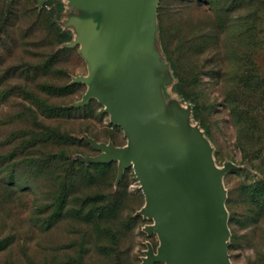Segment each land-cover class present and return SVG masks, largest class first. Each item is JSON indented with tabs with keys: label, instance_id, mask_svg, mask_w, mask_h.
<instances>
[{
	"label": "rangeland",
	"instance_id": "1",
	"mask_svg": "<svg viewBox=\"0 0 264 264\" xmlns=\"http://www.w3.org/2000/svg\"><path fill=\"white\" fill-rule=\"evenodd\" d=\"M46 1L21 0L28 11L34 6L40 8ZM53 1L62 4V11L56 16L57 23L61 29L72 34L71 41L65 46L75 49L69 53H61L64 55L63 61L51 68L48 66V76L44 81L41 80V83H73V87L66 89L71 91L69 94L50 98L49 102L65 109L80 107L84 118H38V123L41 122L43 127L56 128L62 134L68 135L67 142L71 144H63V141L55 144L49 140L29 146L32 141V128H35L30 110L26 109L30 106L29 102H23L22 98L13 94L19 81L0 79V160L10 158L13 152L18 155L0 167V182L2 179L8 181L9 173L12 172L20 179L17 187L11 189L13 192H10V195L6 190V196L3 192L7 188L0 183V232L3 231V235L14 233L17 238L8 249L0 252V264H32L44 261L51 264L67 261L74 264L81 257L85 264H167L158 254L161 244L158 229L162 236L169 233L179 246L188 244L185 249L180 247L182 261L170 264H211L200 239L176 199L161 188L149 174L142 171L141 177L146 189L144 191L133 165L124 166L117 158L107 159V147L125 148L127 139L123 128L113 122L105 106L93 92V53H89L85 46H82L81 39H74L77 32L73 35L72 31L65 27L70 18L79 26H83L82 23H85L91 14H81L69 4L67 6L63 0ZM158 1H146L143 15V21L146 23L143 27L145 36L148 35L146 30L153 27ZM204 1L163 0L162 27L170 51L182 58V69L190 80L196 81L202 118L208 126L211 138L207 137L199 123L193 120L192 105L181 100L169 86L166 92L171 101L177 104L178 111H184L180 117L188 115L185 120L194 128L193 131L200 135V142L206 143L209 148V164L218 172V188L222 199L220 204L223 208V222L227 228L225 244L230 264H261L264 221L261 223L260 219L254 222L257 219L252 210L254 208L248 201L245 202L244 195L251 190L258 192L261 189V180L264 179L261 147L243 145L238 140L240 129L235 125L221 95L229 85L207 74L216 69L211 63V53L237 52L252 53L257 71L264 74V0L262 8L261 4L256 7L255 17L246 22L250 29L249 37L237 41L234 34L239 29V24L231 25L219 37V45L222 46L217 52H214L215 49L209 51L216 46L214 38L211 37L205 43L208 50L194 56L190 51H185L181 39L193 32H202L201 29L210 32L208 25L211 23L212 14ZM54 5L53 2L52 7ZM150 12L154 15L151 16V22L150 18H147ZM33 17L32 12L23 11L21 25L17 27V36L22 38L19 39L20 45L11 55L2 53L4 61L1 70L4 71L11 64L25 62L40 67L45 65L44 56L48 50L41 46V31L35 30L28 34L27 38L20 37L25 35L24 27L34 22ZM156 42H159L158 35ZM181 44L183 48L180 47ZM159 48L161 51V46ZM131 50L130 45L127 52ZM166 64L169 66L167 61ZM223 67L229 71L234 70L233 63L229 61L223 64ZM169 81H175L171 70ZM36 83L37 80L30 84V89H36ZM10 90L13 92L7 95ZM117 98L130 107L136 106L135 100L128 95H117ZM101 111L105 113L102 114ZM133 112L148 119L140 112ZM62 152L84 165L75 163V174L69 179L71 196L66 209L68 216L58 221L51 230L41 232L33 226L32 219L36 213L34 207H45L56 199L58 182L52 175L59 174L61 169L52 164L47 172H40L30 160H40L53 154L60 155ZM111 162L112 165L105 166ZM2 199L13 201L14 205L5 202L3 206ZM82 201H85L83 206ZM161 213L167 214L165 221H176L182 217L185 225L180 224L179 229L176 227V234L167 228L163 220H159L157 227L155 218Z\"/></svg>",
	"mask_w": 264,
	"mask_h": 264
},
{
	"label": "trees",
	"instance_id": "2",
	"mask_svg": "<svg viewBox=\"0 0 264 264\" xmlns=\"http://www.w3.org/2000/svg\"><path fill=\"white\" fill-rule=\"evenodd\" d=\"M162 1L159 0L155 10L156 29L158 32L159 43L161 51L169 63L174 82L172 83V91L183 101L189 102L192 105L191 115L194 121L198 122L203 128L207 137L209 135L208 126L204 122L201 113L200 94L198 87H196V81L190 80L188 74L184 72L181 67V57L176 56L175 53L170 51V48L166 44L164 39V32L162 27ZM200 1V0H197ZM54 6L52 7V3ZM201 4V3H198ZM204 4H207L208 11L212 14L211 23L207 26L210 32L197 31L181 39L183 41L185 51L193 53L195 56H199L203 51L208 50L207 41L213 37L216 42V46L209 49L217 52L222 45L220 44V36H222L231 25L239 24V29L235 32L234 36L236 40L240 38L245 39L250 36V29L246 25L248 19L255 17V9L261 4L263 7V0H205ZM49 6V8H48ZM31 10L24 8L21 0H0V68L4 61L2 53L11 55L19 47V38L17 36V27L21 25L24 12H32L34 22L28 27H24L25 35L20 37L27 38L28 34H32L35 30L41 32V46L48 50L45 53V65L34 66L30 62L22 64H11L3 71L0 69V79L4 80H17L20 83L15 87V91H8L7 95L13 92L17 97L22 98L23 102H29L26 109L30 112L33 118L35 128H32V141L29 146H35L37 144L51 141L55 144L61 142L63 144H71L67 142L68 135L62 134L56 128L43 127L44 125L37 119H65V118H84L81 115L80 107L64 108L49 102L50 98L62 97L69 94L71 91L66 89L73 87V83H67L66 85H53L44 81L48 76V66L51 68L63 61L61 53H69L74 51V47L65 46L66 43L72 39L70 31L61 29L57 23L56 16L62 11V4L59 1L47 0L43 6L38 8L37 6L31 7ZM178 14V13H176ZM233 36V37H234ZM234 37V39H235ZM202 39H204L202 41ZM201 41V42H200ZM203 42V43H202ZM204 47L201 48L202 45ZM24 46L25 43H24ZM183 48V45H180ZM232 47V46H230ZM252 53H211V63L215 66L213 73L207 74V76L223 81L229 85L224 89L221 95L225 107H228L230 113L234 118V123L240 129V135L238 140L243 145H259L261 147V160H264V74H260L254 64ZM197 58V57H196ZM232 62L234 70L229 71L223 64L226 62ZM47 70V71H46ZM37 80L36 89H30V84ZM9 94V95H10ZM99 105V104H98ZM101 105H99L100 107ZM72 111V112H71ZM104 114V111H101ZM116 126V125H115ZM61 144V143H60ZM8 159L0 160V167L9 161L14 160L18 155L14 153L10 155ZM30 163L38 168L40 172H47L52 164L59 167L61 170L59 174L53 173L52 177L58 183V196L56 199L42 207L37 205L34 207L36 212L33 216L34 229L41 232H47L51 230L54 225L66 218L68 211L66 210L70 204V177L75 174L74 164L78 163L79 166L84 164L77 161V159H70L69 156L60 153V155L53 154L49 157L40 160H30ZM112 165V162L105 164V166ZM57 172V171H56ZM8 181L1 180V185L5 189L3 194L6 196V190L13 192L19 182V177L15 173H9ZM51 175V174H50ZM7 180V179H6ZM121 182H119L120 184ZM8 195V196H9ZM248 204H252V209L255 213L257 222L261 219V223L264 221V179L261 180V189L258 192H246L244 193ZM7 202L2 199L3 206ZM13 203L14 202H7ZM85 201H82L83 204ZM6 204V203H5ZM251 210V209H250ZM47 212V213H46ZM46 213V214H45ZM80 213V211H79ZM78 215L80 216V214ZM43 215V216H42ZM80 218V217H79ZM82 218V217H81ZM84 220V219H83ZM0 232V252L8 249L17 239L15 234H1ZM264 242V237L262 243ZM32 264H51L46 261L32 263ZM60 264H69V262H63ZM74 264H85L82 257L78 259ZM261 264H264V250L261 252Z\"/></svg>",
	"mask_w": 264,
	"mask_h": 264
},
{
	"label": "water",
	"instance_id": "3",
	"mask_svg": "<svg viewBox=\"0 0 264 264\" xmlns=\"http://www.w3.org/2000/svg\"><path fill=\"white\" fill-rule=\"evenodd\" d=\"M73 1L83 5L77 0ZM121 1L123 0H112L107 6L102 32L92 55L93 92L105 106L113 122L123 128L127 139L125 148L107 147V159L117 158L124 166L133 165L144 191L146 189L141 172L149 174L181 205L211 264H230L225 244L227 228L223 222V208L220 204L222 199L218 188V172L209 164L207 145L197 146L200 142L197 133L178 135L171 129L157 125L152 121L151 116L146 114L144 99L131 97L135 100L136 106L130 107L117 98V95H120L116 90L117 65L123 53H128L127 49L130 45L132 50L129 53H135V37L139 33L143 35L145 33L143 27L146 23L143 21V15L147 0H135L137 7L129 24L103 65L100 69H96L100 50L110 30L112 11ZM151 16H154L153 12L152 14L150 12L147 18ZM124 93L127 95V91ZM133 111L140 112L148 119L136 115ZM166 215L161 213L155 218L157 227L159 220H163L167 228L174 232L180 224L185 225L181 220L182 217L176 221H165ZM158 233L161 241L158 254L161 260L167 264L182 261L183 254L180 247L185 249L188 244L179 246L169 233L162 236L159 229Z\"/></svg>",
	"mask_w": 264,
	"mask_h": 264
},
{
	"label": "crops",
	"instance_id": "4",
	"mask_svg": "<svg viewBox=\"0 0 264 264\" xmlns=\"http://www.w3.org/2000/svg\"><path fill=\"white\" fill-rule=\"evenodd\" d=\"M63 1L67 6L69 4L81 14H91L89 19L82 23L83 26H79L70 18L65 27L71 30L73 35L77 32L74 39H81L82 46H85L89 53H93L102 32L107 6L112 0H77L83 5H79L73 0ZM149 20L151 22V18ZM146 31L148 32L146 36L140 33L136 35L134 40L135 53H123L119 59L116 90L120 95L126 94L124 91H127L129 97L144 99L146 114L150 115L152 121L164 129H171L174 134L178 135L194 134L196 133L193 131L194 128L190 127L185 120L188 115H185V118L180 117L184 111H178L177 104L171 101L166 92V88L172 86L169 81L170 68L162 56L159 42H156L155 17L153 27H149V30ZM153 98L156 100H151ZM197 138L200 141V135ZM202 144L206 143L199 142L197 146L203 147Z\"/></svg>",
	"mask_w": 264,
	"mask_h": 264
},
{
	"label": "bare ground",
	"instance_id": "5",
	"mask_svg": "<svg viewBox=\"0 0 264 264\" xmlns=\"http://www.w3.org/2000/svg\"><path fill=\"white\" fill-rule=\"evenodd\" d=\"M136 7L137 6L135 0H123L119 4H117L112 11L110 30L107 37L105 38L104 44L98 56L96 65L97 70L100 69V67L103 65V62L112 51L120 35L129 24L136 10Z\"/></svg>",
	"mask_w": 264,
	"mask_h": 264
}]
</instances>
